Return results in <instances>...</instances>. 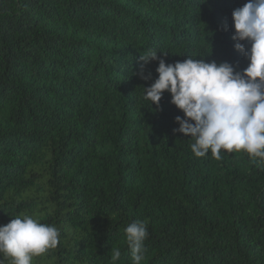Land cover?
<instances>
[{"label":"trees","instance_id":"trees-1","mask_svg":"<svg viewBox=\"0 0 264 264\" xmlns=\"http://www.w3.org/2000/svg\"><path fill=\"white\" fill-rule=\"evenodd\" d=\"M247 2L0 0V225L28 215L60 233L31 264H113L112 247L133 264L137 220L141 264H264V165L195 157L171 94L143 97L159 61L139 74L150 49L242 72L232 13Z\"/></svg>","mask_w":264,"mask_h":264},{"label":"clouds","instance_id":"clouds-1","mask_svg":"<svg viewBox=\"0 0 264 264\" xmlns=\"http://www.w3.org/2000/svg\"><path fill=\"white\" fill-rule=\"evenodd\" d=\"M232 17L235 49L249 60L242 72L228 62L209 63L193 57L166 63L150 49L140 57L139 74L150 79L144 68L158 60V78L143 87V97L158 106L166 91L171 94V103L184 113L176 117L179 128L174 131L191 137L195 157L211 152L215 159H221L222 149L243 151L254 163L264 165V0H248L233 10ZM124 232L133 264H141L149 235L145 222H131ZM59 235L55 226L17 215L0 225V264L5 259H10V264H31L34 257L58 246ZM120 256V249L112 247L113 264Z\"/></svg>","mask_w":264,"mask_h":264}]
</instances>
